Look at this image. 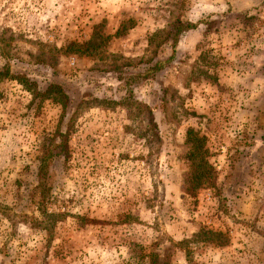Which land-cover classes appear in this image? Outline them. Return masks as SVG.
I'll return each mask as SVG.
<instances>
[{
    "label": "rangeland",
    "instance_id": "obj_1",
    "mask_svg": "<svg viewBox=\"0 0 264 264\" xmlns=\"http://www.w3.org/2000/svg\"><path fill=\"white\" fill-rule=\"evenodd\" d=\"M0 68V264H264V0H0Z\"/></svg>",
    "mask_w": 264,
    "mask_h": 264
},
{
    "label": "trees",
    "instance_id": "obj_2",
    "mask_svg": "<svg viewBox=\"0 0 264 264\" xmlns=\"http://www.w3.org/2000/svg\"><path fill=\"white\" fill-rule=\"evenodd\" d=\"M194 24L192 23H176L172 29L170 34V41L171 44L174 46V44L177 41L178 33H180L182 30L193 28ZM68 49L71 52L75 53H81V54H90L91 52V46L86 43L82 46L80 44H71ZM3 73V74H2ZM7 74V71L5 68H0V76ZM21 77L20 79H22ZM186 141L190 143L191 152L189 155L190 158V164L192 169V181L196 184L201 185H207L211 182V180L214 177V171L211 165L207 162L205 159V149H203V137L198 136L197 133L193 132L192 130L188 129L185 133ZM210 235L214 236V239L219 236V232H210ZM214 243H217L216 241ZM223 244V243H220Z\"/></svg>",
    "mask_w": 264,
    "mask_h": 264
}]
</instances>
